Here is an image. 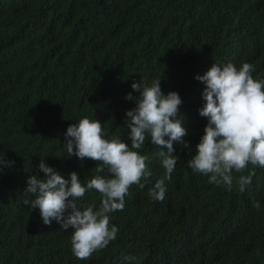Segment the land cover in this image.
<instances>
[{
	"label": "trees",
	"instance_id": "16d2710c",
	"mask_svg": "<svg viewBox=\"0 0 264 264\" xmlns=\"http://www.w3.org/2000/svg\"><path fill=\"white\" fill-rule=\"evenodd\" d=\"M229 62L251 63L264 80V0H0V161L15 162L0 166V264H264V168L240 194L235 181L231 190L211 184L188 165L207 124L205 85L194 77ZM162 74V92L181 97L192 150L173 142L179 159L157 201L149 189L167 148L146 139L136 151L152 175L111 214L117 238L78 259L73 230L45 225L24 203L34 199L26 181L43 159L86 184L101 162L67 156L68 126L96 119L106 139L131 147L124 121L135 104L125 96ZM101 199L92 189L77 203L98 208Z\"/></svg>",
	"mask_w": 264,
	"mask_h": 264
},
{
	"label": "clouds",
	"instance_id": "9594fccd",
	"mask_svg": "<svg viewBox=\"0 0 264 264\" xmlns=\"http://www.w3.org/2000/svg\"><path fill=\"white\" fill-rule=\"evenodd\" d=\"M254 70V65L247 62L239 69L231 62L214 63L203 75L194 77L205 85L201 93L205 103L199 115L207 118V124L188 165L193 172L207 176L211 184L231 190L235 181L240 194L253 181L255 168H264V80L254 79ZM162 77L163 74L150 83L143 79L133 82L131 88L138 95L129 92L125 96L135 104L126 111L124 121L130 129L131 147L117 138L106 139L108 136H104L103 127L96 119L84 117L68 126L63 144L67 156L101 162L95 168L97 174L86 184L81 182L77 171L65 178L43 159L37 175L26 181L25 190L34 199L24 203L30 204L31 209L39 208L45 225L56 221L63 230H73L72 251L78 259H88L94 251L107 247L117 238L119 229L110 224L111 214L124 210L131 185L143 188L141 180L147 182L152 175L146 164L149 158L136 151L146 139L167 148L166 152L159 151L164 173L149 189V196L157 201H163L166 182L179 159L174 154L173 142L182 149L192 150L190 142L184 140L187 130L178 117L181 97L175 91L167 95L162 92ZM14 163L3 160L0 166ZM249 164L253 166L251 169ZM245 170L247 175L238 178L234 175ZM40 172L43 177L39 176ZM92 189L101 194L99 207H79L77 201ZM254 207H260L258 201Z\"/></svg>",
	"mask_w": 264,
	"mask_h": 264
}]
</instances>
